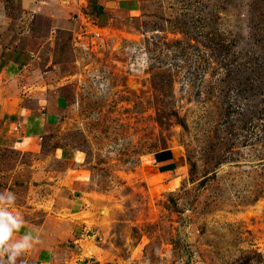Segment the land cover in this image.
I'll return each instance as SVG.
<instances>
[{"label": "rangeland", "instance_id": "obj_1", "mask_svg": "<svg viewBox=\"0 0 264 264\" xmlns=\"http://www.w3.org/2000/svg\"><path fill=\"white\" fill-rule=\"evenodd\" d=\"M0 43L32 51L43 157L76 152L96 264H264V0H0Z\"/></svg>", "mask_w": 264, "mask_h": 264}, {"label": "crops", "instance_id": "obj_2", "mask_svg": "<svg viewBox=\"0 0 264 264\" xmlns=\"http://www.w3.org/2000/svg\"><path fill=\"white\" fill-rule=\"evenodd\" d=\"M31 63V50L0 43V150L30 157L29 165L24 162L20 165L22 169L32 168L24 173L30 185L28 192L17 193L15 183L2 184L0 192L12 191L16 195L10 210L24 219L17 238L25 232L39 238L16 264H96L95 252L87 253L81 247L89 234L86 220L81 215L71 217L90 210L89 204L83 201L87 181L83 170L76 167V152L56 147L50 155L52 158L43 157L45 140L53 125V117L47 111L50 109L47 95L35 92V86L27 87L24 82L13 84ZM48 158L61 163L67 161L70 166L51 174L38 170ZM176 162L169 159L152 166L156 173H163L174 170ZM14 170L9 173V180L19 175V170ZM33 213L36 216H31Z\"/></svg>", "mask_w": 264, "mask_h": 264}, {"label": "clouds", "instance_id": "obj_3", "mask_svg": "<svg viewBox=\"0 0 264 264\" xmlns=\"http://www.w3.org/2000/svg\"><path fill=\"white\" fill-rule=\"evenodd\" d=\"M15 201L14 192H0V264H16L19 257L39 242V238L31 232L17 238L24 219L18 212L10 210Z\"/></svg>", "mask_w": 264, "mask_h": 264}]
</instances>
